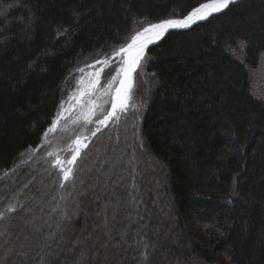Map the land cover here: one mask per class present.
Listing matches in <instances>:
<instances>
[{
	"label": "trees",
	"instance_id": "trees-1",
	"mask_svg": "<svg viewBox=\"0 0 264 264\" xmlns=\"http://www.w3.org/2000/svg\"><path fill=\"white\" fill-rule=\"evenodd\" d=\"M197 3L17 0V8L0 11V172L41 143L62 86L84 56L120 46L136 20L185 15ZM226 42L237 54L226 53ZM149 52L153 93L143 114L141 166L163 209L155 211L163 226L145 242V260L264 264V95L253 94L252 75L264 62V0H240L190 29L169 31ZM121 170L124 175L126 168ZM126 181L124 176V192H111L121 199L108 201L109 235L114 225L125 231L131 223ZM79 192L67 203L66 217L57 213L60 200L48 204L51 213L36 209L41 201L33 218L14 216L11 224L18 228L10 230L16 237L0 241V264H145L130 233L143 238L149 228L131 229L121 251L118 244L103 246L108 232L88 230L97 225L109 190Z\"/></svg>",
	"mask_w": 264,
	"mask_h": 264
},
{
	"label": "rangeland",
	"instance_id": "rangeland-1",
	"mask_svg": "<svg viewBox=\"0 0 264 264\" xmlns=\"http://www.w3.org/2000/svg\"><path fill=\"white\" fill-rule=\"evenodd\" d=\"M238 1L240 0H236V2ZM15 2L17 3V0H0V11L7 10V8H17L19 4L15 5ZM7 13L8 11H6L4 15ZM2 15H0V17ZM155 20L156 19H154L153 22H156ZM136 25L137 24L133 26V29L139 30V26ZM193 26L194 25H192V27ZM133 29L131 30L132 32ZM166 34L149 46L146 51V57L151 58V55L149 56V50L158 45L165 38ZM128 42H130V37L128 40L122 41L120 46L126 45ZM120 46L96 48L88 56H84L80 63L73 66L70 76L67 77V80L62 86L64 90H62L58 108L52 118V120H54L57 114L61 112V102L63 101V118L59 128L53 133H48L46 137L42 136L41 144L28 149L22 154L15 164V169L12 168L10 171H5L3 172V176H0V185L2 184V180L7 177L9 178H7L8 180L6 182L7 191L5 196H0V213H3L2 218H0V241L4 239L7 241L11 236L16 237L17 231L12 232L10 230L18 228V225L14 226L11 224L12 218L14 216L20 219L25 216L33 218L34 215L32 216V213L36 214L37 211L32 212V209L38 205L37 203L42 201L40 205L36 206V209H40L39 212H43L44 214L48 210L47 206L50 202H52L53 206H55V204L57 205L59 200L64 202L65 206L61 204L58 206V209H56L58 215L63 218L66 217L69 212L67 203L72 200V196H74L75 193H80L79 191H84L85 188H88L90 191L100 188L104 191L109 190L106 198L107 203L106 201H102L103 213L95 217L94 221L97 222V225L94 226L91 231L88 230V233H98L99 231L105 233L107 231L108 233L106 234L108 238H105L106 241H104L102 245H106L107 247L108 244H118L117 249L121 251L124 246L119 243L123 242L131 229H137L139 227L140 230H147L149 228L148 233L143 231L145 233L143 238L135 235V231H133V233L131 232L130 234L131 236H135L136 240L132 238L131 240L129 239L130 242L133 241L135 248L138 249L141 262L148 264V261L145 260V256L143 255V251L146 248L145 242L149 241L152 230H155L156 227H159L161 224L155 213L156 209H160L159 201L151 195L150 185L148 186L149 178L147 176V170L141 166L145 145L142 136L143 114L147 110L148 100L153 93V87L149 85L150 79L148 76L152 77L154 72L147 68V65H149V62H147L148 58L145 62H142L141 67L138 68L137 72L134 74V88L127 112L119 114V120L110 121L107 127L100 126V130L97 131L94 136L92 132L95 131L97 125L95 123H84L83 113L76 102L77 98L74 99L75 101L71 102V104H69L68 101L71 93L76 89L79 80L87 75L89 69H92L87 67V65H91L96 60L110 55L114 49H118ZM81 68L85 69L83 75L77 72V69ZM111 74L112 70L109 68L105 71L104 77H108ZM252 75L254 77L253 94L261 98L264 95V62L256 72H252ZM99 87L100 91H103V89L107 87V83L103 78ZM140 94L142 95L141 97H139ZM96 96L99 97L96 102L101 106L103 112L106 113L111 106V95L100 96V92L98 91ZM85 99L88 98L85 97ZM101 108L96 109V115L93 117V121L103 118L101 115ZM78 137L82 140V145L84 144L86 146L83 145V148L80 149V155L72 166L71 175L68 180H64L63 173L60 172L59 169L53 168L52 162L57 154L58 158L61 160L70 159L73 142ZM50 152L53 156L48 155ZM122 167L126 168L124 175L122 174ZM124 176L127 177L126 190L128 194L126 195L129 197V202L132 204V208L128 213V218L131 223L125 231L117 230L114 225L109 235L111 220H108V201L111 200L109 202L112 203L115 199H121L118 195L112 194L111 192L115 189H122L121 183ZM113 196H115V198H113ZM122 196L123 195H121V197ZM10 207L14 208L15 211H8ZM160 210L159 212L163 213V209ZM48 212L51 213L49 210ZM52 214H55V211H53ZM41 218L43 219V223L49 221L48 215L46 220L44 217ZM9 220L10 223L8 222ZM22 221L24 224L26 223L24 220ZM166 221L167 219L165 218L163 222L165 223ZM3 226H8L9 229L4 230ZM160 226L162 227L163 225ZM190 230L193 231L192 228ZM196 230L197 228H194V233ZM197 232H201V228H198ZM168 236L169 234H167L166 231L163 237L168 238ZM134 241H136V243ZM106 247H103V249ZM7 249L8 248L4 249V251H9ZM0 250L2 251L1 244ZM17 251L15 252L17 253ZM16 253H14V255H16ZM113 255L114 253L111 254L110 257L113 258ZM154 257L150 258L151 260H149V263L153 262L155 259ZM196 260H198L195 261L198 262V264H215L204 262L198 258H196ZM160 264H162V262Z\"/></svg>",
	"mask_w": 264,
	"mask_h": 264
},
{
	"label": "snow or ice",
	"instance_id": "snow-or-ice-1",
	"mask_svg": "<svg viewBox=\"0 0 264 264\" xmlns=\"http://www.w3.org/2000/svg\"><path fill=\"white\" fill-rule=\"evenodd\" d=\"M235 2L236 0H198L197 5L185 15H174L156 22L150 21L147 18L134 21L135 24L139 25V30L133 29L130 42L120 46L118 49H114L110 55H106L96 60L93 64L87 65V67L93 69L90 75L95 79L89 80L87 88L81 90L76 102L83 113L84 123H95L97 125L92 135L94 136L96 132L100 130V126L107 127L110 121L119 120V114L127 112L134 88V74L137 72V69L141 67L142 62L146 61V51L149 45L157 42L170 30L190 28L200 21L208 20L210 17L223 12ZM66 32H68V29L64 28L63 33ZM63 33L58 31L57 36L59 37ZM245 47L246 45L243 42L239 44L241 53L244 51ZM225 51L228 54H236L235 50L229 46L227 42ZM97 67L98 70H96ZM109 68H111L112 74L108 77H104L105 71ZM84 70L85 69L82 68L77 69V72L83 75ZM102 78L106 81L107 87L104 88L103 91H100L99 86L101 85ZM81 83H83V81H81ZM98 91L100 92V96L111 95V106L106 113L103 112L101 106L96 102V100L99 99V97L96 96ZM85 97L88 99H85ZM63 103L62 101L61 112L50 122V127L43 133L44 137L47 136L48 132L54 130L57 122L62 118ZM97 108H101V115L103 118L93 121ZM81 146L82 140L78 137L73 142L70 159L61 160L58 158V154L54 157L52 167L59 169V171L63 173L64 180H68L71 175L72 166L80 155ZM48 155L53 156L51 152L48 153ZM8 211H15V209L10 207ZM2 216L3 213H0V218H2Z\"/></svg>",
	"mask_w": 264,
	"mask_h": 264
},
{
	"label": "bare ground",
	"instance_id": "bare-ground-1",
	"mask_svg": "<svg viewBox=\"0 0 264 264\" xmlns=\"http://www.w3.org/2000/svg\"><path fill=\"white\" fill-rule=\"evenodd\" d=\"M149 46H150V45H149ZM96 70H98V67H97ZM92 71H93V69H89V72L87 73V75L84 76V78H81V79L79 80V83L77 84L76 89L74 90V92L71 93L70 97L68 98L69 104H71V102L75 101L74 99L79 98V95H80L81 90H82L83 88H87L88 83H89V80H94V79H95L94 77H92V76L90 75V73H91ZM81 81H83V83H81ZM76 100H77V99H76ZM62 118H63V116H62ZM62 118L59 119V121L57 122V124H56L54 130L51 131V132H48V133H53L54 131L57 130V128H59L60 123H61V121H62ZM52 121H53V120H52ZM48 128H49V127H48ZM48 128H47V129H48ZM47 129H46V130H47ZM40 144H41V143H40ZM40 144H39V145H40ZM39 145H38V146H39ZM83 145H84V144H83ZM83 145L81 146V148H83ZM13 169H15V166H13ZM11 170H12V169H11ZM6 171H8V170H6ZM9 171H10V170H9ZM4 172H5V171H4ZM14 172H16V171H14ZM1 174H2V175H1ZM0 176H1V177L3 176V173H2V172H0Z\"/></svg>",
	"mask_w": 264,
	"mask_h": 264
}]
</instances>
